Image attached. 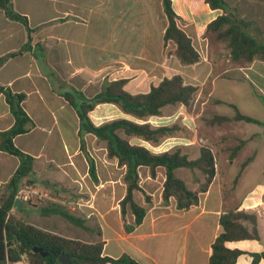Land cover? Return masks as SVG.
I'll list each match as a JSON object with an SVG mask.
<instances>
[{
	"label": "rangeland",
	"instance_id": "1",
	"mask_svg": "<svg viewBox=\"0 0 264 264\" xmlns=\"http://www.w3.org/2000/svg\"><path fill=\"white\" fill-rule=\"evenodd\" d=\"M264 3V0H259ZM229 10H233L238 17L241 13L233 8L234 0H228ZM77 8H74L75 6ZM140 4L136 0H116L114 10L107 6V0H15L16 11L26 15L33 27V37L36 44V52L33 60V70L30 74L35 84L43 86L50 103L44 99L43 107L49 108L52 117H57L56 129L51 130V150L59 147L67 148L71 152L79 148L77 137L78 119L74 110L60 96V93L69 92L73 89L82 91L87 97H92L100 92L106 83L111 81H125L124 89L130 93H146L151 86L158 84L165 77L181 75L185 82L197 86L198 92L194 101L189 106H168L163 109L160 117H152L147 122L153 127L177 126L175 136L164 138L160 145L153 146L138 139H132V143H141L155 153L171 151L181 147L190 159L199 156L200 147H208L216 158V164L230 166L236 165L237 169H243L252 159L249 140V130H260L262 126L245 122L232 121L222 125L212 124L210 121L216 115L234 116L235 110L229 106L234 104L245 115L264 122V85L248 74L253 79V85L249 79L238 75H231L229 79L220 76L223 67L233 69L235 66H247L252 62L226 61L229 50L225 44L216 39L214 34L207 35L203 39H192L193 45L200 54V61L193 65H183L176 57V47L173 43L164 44L159 38V19L167 23L163 6H152L149 11L138 13ZM71 10L68 20L77 25V30L63 27V32L69 39H75L76 45L72 46V53L66 54V59L61 58L58 52V36L61 34L58 28L63 23L62 12ZM260 18L254 22L260 31L264 32V11L257 13ZM244 15V14H243ZM149 23V39H133L125 33L126 27L134 24L135 30L143 25L144 19ZM245 20L250 21L249 13L244 15ZM43 19V20H42ZM158 19V20H157ZM154 22L155 25H154ZM159 22V23H158ZM19 30H23L21 24H17ZM112 25L118 27V34L111 46L110 29ZM163 24H161L162 27ZM130 26V25H129ZM264 41V34L257 35ZM44 39V41H39ZM38 45L44 46L40 51ZM75 47V48H73ZM40 53H43V58ZM262 61V62H259ZM263 60H257L255 71L258 72ZM23 64H26L24 62ZM258 66V67H257ZM264 67V66H263ZM41 71V74L38 71ZM81 68V69H80ZM81 70L79 73L76 71ZM242 71V70H240ZM83 72V73H82ZM264 77V72L260 73ZM13 71L0 74V81L8 82ZM264 80V79H263ZM264 83V82H263ZM20 83L15 85L19 88ZM46 95V96H47ZM47 103V104H46ZM24 110L30 109L26 105ZM37 112L38 109H33ZM95 125H101L117 118H131L125 116L113 104H100L90 113ZM37 118V117H36ZM132 119V118H131ZM261 125V124H260ZM264 125V124H263ZM60 138L59 141H57ZM26 136L17 139L16 147L23 151ZM87 149L96 162L100 183L103 188L98 192L89 176L85 178L84 187H63L60 183L33 182L24 179L21 188L27 185L34 186L39 195L33 196L28 202L21 203L23 207H14L10 215L21 219L23 222L45 229L53 234L65 238L82 240L88 243L102 240L100 219L89 216L88 210L91 203L105 201L107 189L106 181H113L115 185V204L121 198L120 182H123L124 168L117 165L116 161L109 160L105 151V143H98L92 135L86 136ZM246 143H248L246 145ZM239 149L236 154L235 150ZM260 160L264 163V150L260 154ZM50 171L54 167L50 166ZM142 176L148 169H142ZM161 171V170H160ZM85 172V169H84ZM88 172V171H87ZM60 180L58 173L51 172ZM183 175L189 180L193 177V186H197L196 179L204 178L196 170H185ZM59 175V176H58ZM198 177V178H197ZM237 179V176L235 180ZM144 180V181H143ZM61 181V180H60ZM161 182V176L157 182ZM145 187L143 177L140 184ZM156 181L155 185L158 183ZM231 186L226 185L225 190L230 191ZM47 194L48 197H43ZM136 196L139 193L136 192ZM50 205H57L76 217L85 220L90 230L78 228L60 215H43L42 209ZM86 211L87 213H85Z\"/></svg>",
	"mask_w": 264,
	"mask_h": 264
},
{
	"label": "trees",
	"instance_id": "2",
	"mask_svg": "<svg viewBox=\"0 0 264 264\" xmlns=\"http://www.w3.org/2000/svg\"><path fill=\"white\" fill-rule=\"evenodd\" d=\"M205 2L212 10L223 12L207 25L206 34H214L216 39L225 44L231 61L253 62L264 59V41L257 37L264 32L260 31L254 22L237 17L233 10L228 9L230 5L227 0H205ZM162 6L167 19V27L163 35L164 44L175 45V54L181 64L198 63L200 54L193 45L192 39L179 27L180 17L173 8L172 0H162ZM0 9L7 19L21 24L28 38H31L33 28L29 18L15 10L12 0H0ZM26 47L27 45L23 49ZM19 55L20 51L0 57V67L9 58ZM124 84L123 80L108 82L92 97H87L82 91L76 89L60 93V96L72 107L78 118L80 151L88 164V176L94 185L98 186L100 179L96 162L87 149V135L94 136L98 143H105L107 158L116 161L119 167L124 168L122 180L126 193L120 200L119 206L124 221L127 213H131L135 218L133 225L125 223V229L128 232L139 226L146 215V208L140 206L134 198L135 192H141L148 200L140 185L141 169H148L151 178H156L159 168L165 169L163 200L167 202L170 198H174L177 201V207L182 210L197 204L199 194L204 192L212 182L216 174V158L208 147H200L199 156L196 159H190L181 147L155 153L141 143L131 142L132 139H138L157 146L164 138L175 136L178 131L177 126L153 127L147 121L152 117H160L163 109L168 106H189L198 92L197 86L186 83L178 74L165 77L158 84L151 86L146 93H130L124 89ZM0 93L4 94L16 120V124L9 131L0 133V137L5 139L4 151L19 159V167L8 184L9 194L0 203V264H61L58 259L62 254L70 257L71 264H137L126 256L119 259L104 256L103 240L88 243L65 238L10 215L17 204L15 194L23 180L33 172L35 160L19 150L14 145L13 139L28 133L34 127V122L21 106L25 95L13 93L11 89L3 86H0ZM100 104H113L121 113L132 119L122 117L95 125L90 113ZM229 106L235 110L234 116L216 115L210 122L217 125L232 121L262 124L259 120L243 114L236 105L230 103ZM238 150L234 151L235 154ZM248 164H244V167ZM180 168L198 170L202 174L204 183L200 185L198 191L189 189L185 181L176 175V170ZM42 213L45 216L60 215L74 226L90 230L84 219L76 217L57 205L44 207ZM258 222L259 217L256 212L242 210L222 214L221 233L212 245L209 264H235L243 252L227 247V243L243 240L260 241ZM34 248L41 249L48 253V256L34 252ZM252 256L251 264H259L264 258V251Z\"/></svg>",
	"mask_w": 264,
	"mask_h": 264
},
{
	"label": "crops",
	"instance_id": "3",
	"mask_svg": "<svg viewBox=\"0 0 264 264\" xmlns=\"http://www.w3.org/2000/svg\"><path fill=\"white\" fill-rule=\"evenodd\" d=\"M50 1L48 0V2ZM12 2L15 8V0H12ZM172 2L175 12L180 17L178 21L179 27L191 39H203V41H206L207 38L202 37L206 32L207 25L223 13L221 10H212L205 0H172ZM136 3L140 4L138 13H143L144 16L145 12L149 11L153 5L162 6V0H136ZM115 5L116 0H107V6L111 8V11L114 10ZM74 8H77V6ZM233 8L241 13L242 17L249 13L250 21L256 22L260 18L257 13L264 11V3L259 0H234ZM70 13H72L70 9L62 12L64 21L58 27L61 31L57 39L58 52L62 55L61 58L63 57L64 59L67 57L66 54L73 52L72 46L76 45V41L67 37L65 32H63V27L68 26L73 31L78 32L77 28H75L78 24L73 25L67 18ZM161 16L160 13L158 16L160 21V23L158 22L160 24L159 38L163 39L167 23L164 25V19ZM17 24V22L7 19L0 9V57L20 51L19 56L9 58L0 67V74L4 71L7 73L8 69L10 73L11 70L13 71L10 80H7L8 82L0 81V86L11 89L13 93L25 95L21 106L23 109V105L29 107L31 112L28 110L24 111L34 122V127L28 133L18 135L13 139V143L16 146L17 139L21 136H26L24 141L25 148L22 152L35 159L33 172L25 179L33 182H61L63 187L68 188L84 187L85 178L88 176V164L80 151V146L71 152L67 148L61 149L59 144H57L58 148L51 150L50 135L51 130L56 129L58 124L57 117H52L47 106L46 110H44L42 106L44 99L47 103H50L46 90H44L43 86L35 84L30 76L34 67L33 60L37 42H34L33 37L29 39L25 28L23 27L24 31H21ZM161 24H163L162 27ZM129 25L126 27L125 33L122 32V35H127L132 39L133 37L149 39L151 35L148 28L149 23L145 19L143 25H139L138 30H135L134 24L130 23ZM109 33L111 46L113 47L115 36L118 34V27L112 25ZM39 41H44V39ZM26 45L27 47L23 49ZM38 48H40V51L46 49L42 45H38ZM40 55L43 58L45 57L43 53H40ZM228 58L226 61H230L229 56ZM256 61L247 64L245 68L240 65L235 66L233 69L223 67L220 76L224 79H229V76L238 75L242 72L241 75L249 79L252 85L253 79L249 78L248 74L254 75L264 85V77L260 74L264 72V65L257 66L261 70L256 72ZM24 62L26 64H23ZM80 69L75 73H79ZM38 71L41 74L39 68ZM18 83H20L19 88L14 89ZM35 108L38 110L33 115V109ZM15 124L16 120L11 113L10 106L4 94L0 93V133L9 131ZM263 124H254L262 126L261 129L249 130L250 135L246 138L249 140L248 143L253 158L249 164L242 170L237 169L236 165L233 164L230 166L220 165V163L216 164V174L212 182L204 192L199 194L198 203L188 209H179L174 198H170L167 202L163 200L165 169L159 168L156 178H151L149 171L142 176L144 171L141 169L140 178L143 179L144 177L146 186L144 187L142 182L140 185L148 200L141 192H138L139 196H136L135 192L134 198L140 206L146 208V215L142 223L131 231H126L125 223L133 225L135 218L131 213H127L125 222L119 206L120 200L126 193L125 184L120 182L122 196L115 204L113 201L114 182L106 181L107 195L105 196V201L89 202V208L91 209L87 211L89 214L87 217L96 216L100 219L102 240L105 243L103 255L113 259L126 256L137 264H209L212 245L221 233V215L228 211L244 210L258 214L260 241L243 240L229 242L227 247L243 252L235 264H251L253 261L252 255L264 251V163L259 157L264 150ZM59 140L60 138L57 141ZM4 146L5 139L0 137V203L7 198L9 194L8 184L19 167V159L5 152ZM51 165L54 169L50 171ZM185 170L189 169H177L176 175L185 181L189 189L198 191L200 185L204 183L203 179L197 177V186H193L192 175H190L189 180L183 176ZM52 171L60 175L61 181L57 176L52 175ZM190 172L192 171L190 170ZM239 172L240 176H238ZM160 176L161 182H157ZM236 176L237 179L235 180ZM155 181L158 183L157 186L154 183ZM226 185L231 186L228 192L225 190ZM94 187L99 192L100 188H103V183L98 186L94 185ZM16 207L21 208L23 205L17 203ZM84 212L87 213L86 211ZM259 264H264V258L260 260Z\"/></svg>",
	"mask_w": 264,
	"mask_h": 264
},
{
	"label": "built area",
	"instance_id": "4",
	"mask_svg": "<svg viewBox=\"0 0 264 264\" xmlns=\"http://www.w3.org/2000/svg\"><path fill=\"white\" fill-rule=\"evenodd\" d=\"M39 195V192L37 189L32 185H27L24 188H21L17 191L15 194V201L18 204L26 203L28 202L33 196ZM43 197H48L47 194H42Z\"/></svg>",
	"mask_w": 264,
	"mask_h": 264
},
{
	"label": "water",
	"instance_id": "5",
	"mask_svg": "<svg viewBox=\"0 0 264 264\" xmlns=\"http://www.w3.org/2000/svg\"><path fill=\"white\" fill-rule=\"evenodd\" d=\"M33 251L41 253L42 256H48V253L43 252L41 249L34 248ZM58 260L61 264H71L70 257L64 254H62Z\"/></svg>",
	"mask_w": 264,
	"mask_h": 264
}]
</instances>
